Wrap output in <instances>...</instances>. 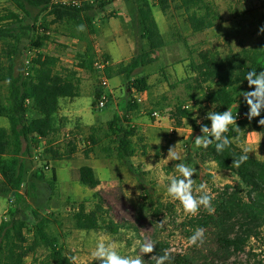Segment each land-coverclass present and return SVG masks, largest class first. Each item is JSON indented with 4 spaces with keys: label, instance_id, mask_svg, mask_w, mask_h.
Returning <instances> with one entry per match:
<instances>
[{
    "label": "rangeland",
    "instance_id": "obj_1",
    "mask_svg": "<svg viewBox=\"0 0 264 264\" xmlns=\"http://www.w3.org/2000/svg\"><path fill=\"white\" fill-rule=\"evenodd\" d=\"M206 1L218 19L212 29L198 33L191 28L187 13L180 8L177 0H172L167 13L152 2L154 17L165 39V46L154 52L148 51L145 41L140 38L138 16L131 2L115 0L105 10L94 11L92 15L96 33L90 35L83 31L84 41L70 37L63 27L52 24L51 17L43 14L38 18L36 26H42L33 33L34 40L44 37L43 27L48 28V40L43 42L41 48H37L31 46L29 39H23L19 45L21 54L13 57V64L26 77L25 62L29 50L54 56L59 61L58 72L77 73L80 96L76 100L63 101L60 110L67 113V117L60 133L48 141H41L39 147L32 149V157L6 162V170L16 171L23 160L26 175L19 198L0 195V224L18 212L19 218L28 224L25 238L30 243L36 223L32 211H40L41 215L53 221L52 232L59 236L67 252L77 258L76 264L93 261L91 252L102 238L106 241L115 240L122 255H140L137 241L143 242L145 238L155 244L161 243L172 254H192L198 260L210 255L213 242L206 233L202 245L189 246L188 238L193 234L189 222L195 216L185 215L179 202L172 201L166 192L168 179L176 175L174 165L180 162L196 168L197 173L193 176L196 184L206 183L213 195L226 185L239 183L233 173L221 169L215 163L202 164L196 157L194 139L201 135V123L207 124L208 120L204 117L212 107L193 82L190 62L197 61L200 52L212 51L225 56L264 42V33L258 34L259 28L264 26V0ZM8 9L14 10L9 0L0 1V13ZM37 12L33 9L32 17ZM32 22L31 17L24 16L25 24ZM85 46L92 47L96 60H106L109 66L117 67L116 77L109 79L107 75V88L102 87L95 68L94 71H87L76 67L77 54L85 51ZM4 48L3 43H0V55ZM144 53H148L147 57L135 70L133 79L148 76L150 89L146 93L136 94L128 89L129 81L121 70L127 69L136 57ZM0 60L3 66L9 65L4 58L0 57ZM97 93L100 96L108 95L104 108L98 106L100 98L96 99ZM6 94V83H2L0 103L4 107L8 105ZM135 100L137 108L128 111L129 105ZM69 101L75 102V107ZM185 105H190L187 110L189 117L184 118L182 126L178 127L172 114L177 107L183 108ZM155 110L171 119V123L167 119L163 124L155 122L151 116ZM115 113H128L130 122H126L125 116H122V122L136 130L133 137L136 153L124 160L116 159V144L113 137L108 135V123ZM239 115L244 117L240 121L247 120L248 125L240 132L235 143L241 149L243 144L250 148L252 146L255 151L250 154L264 160V126L255 125L258 119L264 118V112L251 121L244 113ZM8 125L7 118L1 117L0 126ZM168 126L178 129L171 133ZM91 135L96 144L91 142ZM71 143L76 149L68 158L66 156ZM175 145L181 160L168 161V149ZM48 149L57 151L62 157L54 159L52 154L48 155ZM83 166L95 170L100 180L96 189L91 190L80 184L79 169ZM41 171L43 178L39 180L37 176ZM53 171H56L57 182L51 188ZM3 177L0 170V181ZM80 204H84L88 212L100 205L101 225L113 222L114 225H120L119 232L113 233L107 228L97 231L76 229L73 215ZM162 221H165L164 227L160 226ZM44 255L45 251L40 250L35 257L42 259ZM33 259L34 255H29L25 264H31ZM142 259L147 264V254H143ZM238 259L264 260V244L252 240Z\"/></svg>",
    "mask_w": 264,
    "mask_h": 264
},
{
    "label": "trees",
    "instance_id": "obj_2",
    "mask_svg": "<svg viewBox=\"0 0 264 264\" xmlns=\"http://www.w3.org/2000/svg\"><path fill=\"white\" fill-rule=\"evenodd\" d=\"M3 1V0H0ZM79 0H9L14 10L0 13V43L5 48L0 55L9 62L3 66L0 60V84L6 83L7 94L5 99L8 105L4 107L0 103V118L8 120V127L0 126V170L3 179L0 181V195L19 198V192L25 184V164L20 161L16 171L5 169L6 162H16L17 159L32 157V149L39 147L43 140H50L63 125L58 120L60 102L62 99H74L80 96L79 79L76 72L62 74L58 72V59L43 53H36L33 57L31 74L24 77L21 70L13 64V57L21 54L19 45L25 38L29 39L32 47L41 48L43 42L48 40L44 28V37L34 40L33 33L41 28L36 26L41 15L51 17L52 24L63 27L64 31L72 38H83V31H78V25H84L88 34L96 33L92 13L97 10H105L115 0H98L94 4L79 3ZM131 2L136 9L140 30V38L145 41L147 49L154 52L165 46V39L153 14V4L157 3L161 11L167 13L172 0H123ZM181 9L187 13V20L194 32H203L214 27L218 19L206 0H177ZM38 10L32 17V10ZM24 16L31 17L33 22L24 23ZM44 25V24H43ZM45 26V25H44ZM148 53L136 57L127 69L121 72L129 81L128 89L136 94L146 93L150 89L149 77L141 76L133 79L136 69L142 64L143 58ZM76 67L78 69L94 71V53L92 47L77 54ZM107 63V61H104ZM116 66H107L106 73L109 79L116 77ZM193 74V82L197 90L204 95V100L211 105L213 111L223 112L231 107L236 101L238 108H232L234 116L239 113H247L248 106L240 92L252 91L249 88L245 76L248 71L255 69L257 74L264 71V42L253 47L242 48L238 52L219 55L217 52L204 51L198 54L197 61L190 62ZM119 75V72L117 73ZM100 93L96 94L99 99ZM1 98V95H0ZM109 105V104H108ZM107 105V107H109ZM137 108V101H132L128 111ZM122 112V111H120ZM130 121L128 113L122 115L115 113L108 123V130L115 141V156L118 160L131 158L136 149L133 137L136 130L124 124ZM176 126H182V120L189 117V111L177 107L172 114ZM240 131L235 126H229L225 134L232 140V144L222 153H217L215 144L208 148H197L196 157L202 164L215 163L221 169L233 173L239 180L236 185H226L221 191H215L212 205L214 214H208L200 210L199 214L190 220L189 226L194 232L197 228L205 229L213 242L210 255L198 260L192 254H172L169 264H264V260L241 261L238 256L244 253L252 240L264 244V161L249 155V159L239 168L233 167V159L241 155L242 149L235 143V139L242 130H245L248 121L237 120ZM210 126L211 121L207 124ZM206 124V125H207ZM202 134V133H201ZM90 140L96 144L91 135ZM68 156L75 152V145H69ZM54 159L61 158L57 151L47 150ZM89 151L87 152V154ZM37 178H43V171L38 173ZM57 182L56 171L52 173L50 187ZM79 182L81 185L94 190L100 185V180L95 170L90 166L79 169ZM29 192V191H27ZM102 207L97 205L93 211H87L84 204H80L77 212L73 215L75 227L81 231H97L109 229L118 233L120 225L110 222L102 226L99 214ZM36 220L34 234L30 243L26 242L25 234L28 224L19 218L15 212L7 220L0 224V264H25L29 255H34L31 264H71L67 258L72 257L62 245L59 236L52 232V224L48 217L41 215L40 211L33 210ZM166 248L161 243H156L154 252L147 254V264H155L151 259L153 255H162ZM40 250L45 251L42 259L35 257ZM202 254V252H200ZM257 256V255H254ZM89 264H98L91 261Z\"/></svg>",
    "mask_w": 264,
    "mask_h": 264
},
{
    "label": "clouds",
    "instance_id": "obj_3",
    "mask_svg": "<svg viewBox=\"0 0 264 264\" xmlns=\"http://www.w3.org/2000/svg\"><path fill=\"white\" fill-rule=\"evenodd\" d=\"M227 26V25H225ZM78 31H84V25L77 26ZM264 33V26L258 30V34ZM245 80L252 91L240 92L238 96H243L244 102L248 106V112L245 113L246 118L251 121L253 118L260 117L264 112V71L257 74L255 69L248 71ZM239 104L236 101L226 111L217 112L209 111L206 113L204 119L210 120V126L202 124L200 126L201 135L194 139V144L197 148H208L209 145L215 144L217 153H222L227 147L232 144V140L225 134L229 131V126H235L237 132L240 131L237 125V116L233 115L232 108H238ZM195 118V117H194ZM200 121H198L199 123ZM258 123L264 126V118L259 119ZM253 149L246 144L242 145L241 155L233 159L232 166L239 168L249 159V154ZM168 161H180L181 156L176 150V145L168 149ZM176 175L168 179L166 192L172 201L179 202L185 215L197 216L203 208L208 214H214L215 208L212 205L214 195L211 193L208 185L204 182L196 184L193 179L197 169L183 162L175 163L174 165ZM165 221L160 223L164 227ZM123 231V229L121 230ZM132 235V234H129ZM205 229L197 228L193 234L188 238L189 246H200L204 242ZM140 255H122L119 251V245L115 240L106 241L100 239L97 241L94 250L91 252V257L98 264H145L142 259L143 254H151L154 252L155 243L145 238L143 242H139ZM71 264H76V257L67 258ZM155 264H169L172 259L170 250L165 249L162 255H153L151 257Z\"/></svg>",
    "mask_w": 264,
    "mask_h": 264
},
{
    "label": "built area",
    "instance_id": "obj_4",
    "mask_svg": "<svg viewBox=\"0 0 264 264\" xmlns=\"http://www.w3.org/2000/svg\"><path fill=\"white\" fill-rule=\"evenodd\" d=\"M61 2H65V0H60ZM98 0H79L77 2H75V4H79V3H88V4H94L96 3ZM83 50H87V46H85L83 48ZM37 53L36 50H29L27 52V58H26V71H25V75L26 76H29L31 74V71L30 69L33 67V57L35 56V54ZM108 66V63H104L100 60H96L94 61V68L95 70L97 71V73L100 75V79H101V85L102 87L104 88H107L108 85H109V79L107 77V73H106V68ZM108 102V95L107 94H102L101 97H100V101H99V107L100 108H104L106 106V103ZM184 109L188 110L190 108V105H185L183 106ZM151 116L153 118V120L155 122H157L158 124H163L166 119L168 120L169 123H171V119H169L167 116H164V114L160 111H153L151 112ZM244 117L238 115L237 116V120H241L243 119ZM259 119L256 121L255 125L257 127H262V125H260L258 123ZM169 127V131L171 133H174L178 128H176L175 126H168Z\"/></svg>",
    "mask_w": 264,
    "mask_h": 264
},
{
    "label": "crops",
    "instance_id": "obj_5",
    "mask_svg": "<svg viewBox=\"0 0 264 264\" xmlns=\"http://www.w3.org/2000/svg\"><path fill=\"white\" fill-rule=\"evenodd\" d=\"M75 100H76V98H74ZM64 100H71V99H62L61 100V102H60V109H61V106H62V103H63V101ZM70 102V105L72 106V107H75V102H71V101H69ZM67 117V113H63L61 110H59V113H58V120H62V122L64 123V121H65V118ZM62 128H63V125L62 126H60V129L57 131V133H60L61 131H62ZM56 133V134H57ZM55 135V134H54ZM251 148H252V146H251ZM254 150V149H253ZM255 151V150H254ZM250 156H252L251 154H249ZM252 157H254V156H252ZM254 158H256V157H254ZM256 159H258V160H261V161H264V160H262L261 158H256Z\"/></svg>",
    "mask_w": 264,
    "mask_h": 264
}]
</instances>
